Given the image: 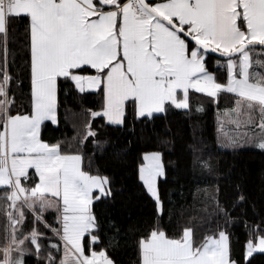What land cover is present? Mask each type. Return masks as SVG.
<instances>
[{"label": "snow or ice", "instance_id": "1", "mask_svg": "<svg viewBox=\"0 0 264 264\" xmlns=\"http://www.w3.org/2000/svg\"><path fill=\"white\" fill-rule=\"evenodd\" d=\"M61 93L80 107V122L71 140L46 141L41 129L58 125ZM222 98L231 107L221 109ZM209 107L220 147L264 151V0H0V264H115L108 249L120 230L95 210L113 197L112 177L94 167L115 148L108 130ZM197 152L192 172L217 183L197 184L201 207L171 233L161 222L162 153L136 157L157 219L138 234L132 264H251L264 253V213L239 182L222 202L228 176ZM241 223L235 259L230 229Z\"/></svg>", "mask_w": 264, "mask_h": 264}, {"label": "trees", "instance_id": "2", "mask_svg": "<svg viewBox=\"0 0 264 264\" xmlns=\"http://www.w3.org/2000/svg\"><path fill=\"white\" fill-rule=\"evenodd\" d=\"M215 59L216 57L212 56L208 62L209 70L214 72ZM94 99L95 97H86L83 101L84 107H91ZM61 101L58 125L45 122L41 129L42 138L46 141L71 140L75 134L73 125L80 122V117L74 115L79 113L80 107L73 98L69 96L65 105L61 93ZM20 103L21 100L18 99L17 105ZM227 103L222 98L220 108L229 106ZM65 108L69 109L67 117ZM215 113L216 109L212 107L207 108L205 113H196L193 108L191 117L174 111L167 115L157 114V118L147 124L137 123L134 132L129 131L131 124L124 129L108 130L107 135L115 148L109 147L103 159L94 161V167L99 165L105 170V174L112 177L113 197L96 203L95 210L98 215L103 213L102 223L111 219L120 230L116 246L108 249L115 264H132L136 259L135 240L139 238L138 234L144 232L157 219L154 200L143 190L134 174L136 157L142 151H160L167 166L168 177L167 180L161 179L159 192L163 201L161 222L169 233L178 221L181 224L187 223L201 207L203 192L197 194L198 199L194 205L193 194L196 193L197 184L204 189L209 183H217L207 173L201 175L199 169L195 173L192 172L193 146L198 149L197 155L202 154L203 158L212 160L221 170V175L227 174L228 179L219 181L222 202L233 195L234 186L239 182L248 196L249 203L255 202L258 211L264 213V151L252 146L235 151L219 147ZM130 140L131 144L128 143ZM120 149H125V152L117 158L114 153ZM87 160L86 156L85 164ZM248 217H252L250 208ZM41 228L47 231L42 225ZM114 231L108 229V234L112 235ZM230 231L233 258L241 259L240 247L246 238L243 224L233 225ZM48 235L51 236V232H48ZM33 259L28 258V264H33ZM250 259L251 264H264V253H255ZM241 264H244L242 260Z\"/></svg>", "mask_w": 264, "mask_h": 264}, {"label": "rangeland", "instance_id": "3", "mask_svg": "<svg viewBox=\"0 0 264 264\" xmlns=\"http://www.w3.org/2000/svg\"><path fill=\"white\" fill-rule=\"evenodd\" d=\"M218 58H216L215 60H217ZM228 104V103H227ZM226 104V105H227ZM229 106H227V107H224V108H221V109H225V108H228V107H231V105L230 104H228ZM234 126L233 125H230V124H226V126H225V131H228L229 129H232ZM218 146L220 147V145L218 144ZM244 147H251V146H244ZM222 148V147H221ZM229 149V148H228Z\"/></svg>", "mask_w": 264, "mask_h": 264}, {"label": "water", "instance_id": "4", "mask_svg": "<svg viewBox=\"0 0 264 264\" xmlns=\"http://www.w3.org/2000/svg\"><path fill=\"white\" fill-rule=\"evenodd\" d=\"M213 56L218 58V56H216V55H213Z\"/></svg>", "mask_w": 264, "mask_h": 264}]
</instances>
